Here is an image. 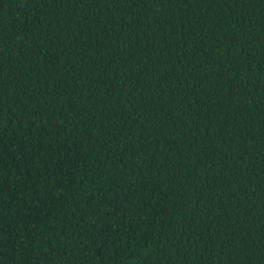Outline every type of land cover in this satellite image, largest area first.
I'll use <instances>...</instances> for the list:
<instances>
[{
	"label": "trees",
	"instance_id": "obj_1",
	"mask_svg": "<svg viewBox=\"0 0 264 264\" xmlns=\"http://www.w3.org/2000/svg\"><path fill=\"white\" fill-rule=\"evenodd\" d=\"M0 264H264V0H0Z\"/></svg>",
	"mask_w": 264,
	"mask_h": 264
}]
</instances>
